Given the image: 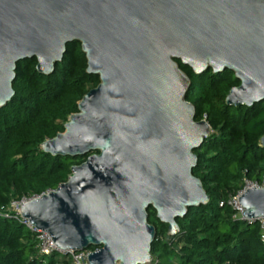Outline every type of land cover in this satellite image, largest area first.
I'll return each instance as SVG.
<instances>
[{
	"label": "water",
	"instance_id": "1",
	"mask_svg": "<svg viewBox=\"0 0 264 264\" xmlns=\"http://www.w3.org/2000/svg\"><path fill=\"white\" fill-rule=\"evenodd\" d=\"M79 42L98 76L63 130L38 145L86 157L64 181L23 201L20 214L61 249L86 248L88 264H150L155 226L175 234L176 217L209 201L191 168L208 135L185 98L193 73L232 71L227 104L264 99V0H0V107L13 94L16 62L53 70ZM264 146V132L259 137ZM237 200L245 218L264 216V177Z\"/></svg>",
	"mask_w": 264,
	"mask_h": 264
},
{
	"label": "trees",
	"instance_id": "2",
	"mask_svg": "<svg viewBox=\"0 0 264 264\" xmlns=\"http://www.w3.org/2000/svg\"><path fill=\"white\" fill-rule=\"evenodd\" d=\"M177 62L190 78L185 98L194 105V118H204L210 126L208 135L193 149L196 162L191 168L205 191H210V198L176 217L179 229L173 235L166 234V224L147 208V220L155 226L150 264H264L258 221L234 217L229 204H218L240 189L244 180L261 183L264 177V146L259 143L264 99L249 105L227 104L225 93L238 83L231 70L208 68L196 74ZM34 65V57L16 62L13 94L0 107V209L13 197L54 188L66 179L74 162L92 152L59 155L37 145L63 130L81 95L98 81L97 74L85 71L79 42H66L50 73H39ZM0 264H69V256L57 251L40 254L34 231L11 212L0 215Z\"/></svg>",
	"mask_w": 264,
	"mask_h": 264
},
{
	"label": "built area",
	"instance_id": "3",
	"mask_svg": "<svg viewBox=\"0 0 264 264\" xmlns=\"http://www.w3.org/2000/svg\"><path fill=\"white\" fill-rule=\"evenodd\" d=\"M262 182V181H261ZM259 186L261 183H257L256 181L252 180H244V184L240 189H237L234 193H230L227 195L225 199H220L218 201V204L221 205L222 203L229 204L233 210V216L241 219H248L245 218L242 214L241 210H243V207L240 205V203L237 200V196L248 186ZM36 195L32 196H24L21 197H13L9 200L7 206L4 209H0V215L7 216L11 212L13 215L27 228L34 231V238H35V245L40 252V254L48 255L52 251L61 252V254H66L69 256V264H88L87 262V255L92 249L88 248H78V249H70L65 248L61 249L59 248L54 241L52 240L50 234L44 230L39 228H34L33 225L28 221V219L20 214V205L23 201L30 199L32 197H35ZM259 225V239L261 243L264 245V216H259L256 218ZM95 248V247H94ZM93 248V249H94Z\"/></svg>",
	"mask_w": 264,
	"mask_h": 264
},
{
	"label": "rangeland",
	"instance_id": "4",
	"mask_svg": "<svg viewBox=\"0 0 264 264\" xmlns=\"http://www.w3.org/2000/svg\"><path fill=\"white\" fill-rule=\"evenodd\" d=\"M74 163H76V162H74Z\"/></svg>",
	"mask_w": 264,
	"mask_h": 264
}]
</instances>
